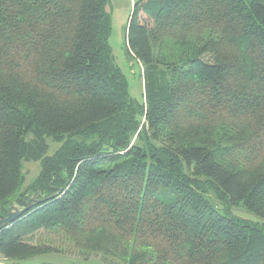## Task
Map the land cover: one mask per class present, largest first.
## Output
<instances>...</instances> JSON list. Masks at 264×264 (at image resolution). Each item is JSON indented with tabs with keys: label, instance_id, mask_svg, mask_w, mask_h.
<instances>
[{
	"label": "trees",
	"instance_id": "obj_1",
	"mask_svg": "<svg viewBox=\"0 0 264 264\" xmlns=\"http://www.w3.org/2000/svg\"><path fill=\"white\" fill-rule=\"evenodd\" d=\"M110 6L0 0V216L40 163L0 258L51 253L30 240L58 233L107 264H264V0H134L144 103Z\"/></svg>",
	"mask_w": 264,
	"mask_h": 264
},
{
	"label": "rangeland",
	"instance_id": "obj_2",
	"mask_svg": "<svg viewBox=\"0 0 264 264\" xmlns=\"http://www.w3.org/2000/svg\"><path fill=\"white\" fill-rule=\"evenodd\" d=\"M112 14V31L109 44L112 48L115 64L120 68L126 76L129 83L131 97L139 103H144V79L143 68L128 53L126 47V27L129 20L134 0H110ZM49 151L48 155H52L58 149V144L47 140ZM39 162H23L24 185L20 194L26 195L24 200L29 199L34 194H26L27 188L32 184L39 175ZM19 194L10 200L2 210L7 215V209L16 205ZM31 199V198H30ZM235 213L242 217L250 218L249 215L241 209H235ZM5 217V216H4ZM0 216V218H4ZM30 242L34 245L49 246L51 253L32 257L30 259L15 262L16 264H107L103 259L96 255L87 254L74 247L73 243L62 234L58 233H38ZM12 261H6L0 258V264H12Z\"/></svg>",
	"mask_w": 264,
	"mask_h": 264
},
{
	"label": "water",
	"instance_id": "obj_3",
	"mask_svg": "<svg viewBox=\"0 0 264 264\" xmlns=\"http://www.w3.org/2000/svg\"><path fill=\"white\" fill-rule=\"evenodd\" d=\"M37 201L35 200V194L28 201L27 206L25 207H16L14 205L10 206L7 209V215L4 218H0V231L12 225L16 220L23 217L28 211L33 208V205Z\"/></svg>",
	"mask_w": 264,
	"mask_h": 264
},
{
	"label": "bare ground",
	"instance_id": "obj_4",
	"mask_svg": "<svg viewBox=\"0 0 264 264\" xmlns=\"http://www.w3.org/2000/svg\"><path fill=\"white\" fill-rule=\"evenodd\" d=\"M4 217V216H3Z\"/></svg>",
	"mask_w": 264,
	"mask_h": 264
}]
</instances>
